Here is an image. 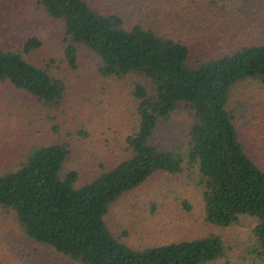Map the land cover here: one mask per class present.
<instances>
[{
  "label": "trees",
  "instance_id": "16d2710c",
  "mask_svg": "<svg viewBox=\"0 0 264 264\" xmlns=\"http://www.w3.org/2000/svg\"><path fill=\"white\" fill-rule=\"evenodd\" d=\"M39 3L63 26L70 67H77L83 49L98 59L101 75L140 78L132 92L137 124L125 139L127 156L101 164L87 180L76 169L64 170L72 152L69 142L33 146L16 163L0 167V208L14 210L27 237L81 264H214L223 259L230 264L231 247L220 233L137 248L116 235L106 219L119 199L153 175L197 167L206 220L228 228L242 216L252 218L249 255L264 264V167L241 139L229 104L239 82L264 84V40L221 54L226 47L216 48L210 38V52H205L173 26L180 11L176 18V8L159 0V11L158 5H144L130 16L89 0ZM154 12L174 20L155 21ZM42 44L36 36L23 48L5 46L0 39V84L56 108L64 100L65 83L26 56ZM180 110L189 116L187 147L174 151L153 138L159 124Z\"/></svg>",
  "mask_w": 264,
  "mask_h": 264
},
{
  "label": "rangeland",
  "instance_id": "374dc122",
  "mask_svg": "<svg viewBox=\"0 0 264 264\" xmlns=\"http://www.w3.org/2000/svg\"><path fill=\"white\" fill-rule=\"evenodd\" d=\"M89 1L126 16L136 7L153 4L159 11L163 4H169L176 8L173 16L178 18L180 14V21L156 15L157 11L155 21L173 22L205 52H210V38L216 48L226 47L219 53L264 40V0H159L163 3L160 5L158 0ZM33 36L43 44L26 56L63 80L64 100L50 108L23 91L0 84V167L16 163L35 145L67 141L72 152L64 170L76 169L82 180H87L101 164L111 165L127 156L125 139L137 124L133 85L140 78L101 75L98 59L83 49L77 67H70L65 57L63 26L45 12L39 0H0L3 44L23 48ZM229 104L241 139L264 167V84L252 79L239 82L232 89ZM188 121L186 110L174 112L159 124L154 142L184 151ZM106 219L116 235L137 248L220 233L231 247L227 257L230 264H255L247 245L255 221L242 216L239 223L228 228L210 225L205 218L197 167L153 175L119 199ZM225 263L223 259L214 264ZM0 264L81 263L27 237L17 224L14 210L0 208Z\"/></svg>",
  "mask_w": 264,
  "mask_h": 264
}]
</instances>
